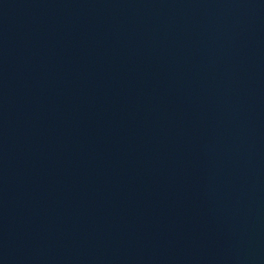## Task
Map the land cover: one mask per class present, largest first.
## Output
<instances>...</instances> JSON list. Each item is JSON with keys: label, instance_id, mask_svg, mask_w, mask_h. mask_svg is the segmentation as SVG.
Returning <instances> with one entry per match:
<instances>
[{"label": "water", "instance_id": "95a60500", "mask_svg": "<svg viewBox=\"0 0 264 264\" xmlns=\"http://www.w3.org/2000/svg\"><path fill=\"white\" fill-rule=\"evenodd\" d=\"M0 264H264V0H0Z\"/></svg>", "mask_w": 264, "mask_h": 264}]
</instances>
